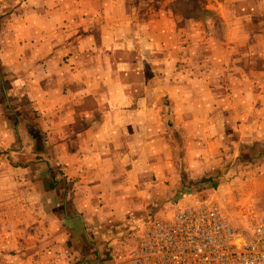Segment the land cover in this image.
I'll list each match as a JSON object with an SVG mask.
<instances>
[{
    "label": "crops",
    "instance_id": "0c3cea01",
    "mask_svg": "<svg viewBox=\"0 0 264 264\" xmlns=\"http://www.w3.org/2000/svg\"><path fill=\"white\" fill-rule=\"evenodd\" d=\"M92 2L25 1L15 9L21 10L19 19H13V11L6 20L7 36L0 56L9 58V63L4 66L10 67L8 71L25 76L33 74L29 84L25 83L23 76L20 85L11 84L10 88L32 89L36 104L40 94L47 100L52 99V104L65 105V108L47 113L57 116L59 126L56 130L59 132L55 135L66 137L71 146L66 153L69 154L68 168H73L74 174V194L68 199L69 210L73 214L65 218L62 231L54 224H51L50 230L47 228L49 250L55 255L61 247L60 243L64 242L70 248L67 252L70 261L94 264L97 258L98 264H118L129 248L126 240L133 235L135 226H132L131 220H126L129 227L126 222H122L120 231L113 235L110 231L105 232L106 229L91 228L88 216L122 217L126 212L133 214L131 211L139 206L137 201L150 193L135 186L144 184V171H155L154 143L152 141L150 144V140L142 142L140 139L155 136L156 126L154 112H151V117L147 114L150 125L141 128L140 123L145 120V116L139 111L141 102L136 92L147 88L151 90L147 94L150 96L151 92L154 95L155 76L144 81L142 75L145 71L155 73L157 58L168 56L169 51H164L171 48L172 40L177 36V26L175 16L165 11L150 14L147 10L140 16H134L125 0H103L101 9L104 7L103 11L106 12H101L104 14L97 18L93 15ZM211 9L216 11L227 28L222 45L212 39L211 51L207 50L209 59L206 65L197 66L196 70L199 74L195 79V89L198 90L195 105H199L201 113L207 116L205 120H208L210 112L214 124L213 127H209L208 123L203 124V135L221 137L224 127L220 118L222 115L224 118L227 113L234 122L237 116L240 121L239 125L235 122L234 127L227 128L229 136H233L236 131L238 136L245 137L246 133L252 136V129L245 121L255 118L262 120L255 135L264 137V0H215ZM139 11L140 7H137L136 12ZM247 42L259 50L256 53L260 64L258 67L223 64L226 55L231 58L232 54L245 49ZM160 52L162 54H158ZM203 70L211 74V90L200 74ZM132 73L136 74L137 80H130L129 74ZM255 75H258V89L252 87ZM109 88L121 89V96L113 98L115 102L111 103L116 108L107 107L109 97L105 90ZM125 89L131 90L129 96H125ZM39 90L46 92L39 93ZM181 95L189 99L185 91ZM147 100L151 104L154 101L149 97L144 99L143 106L149 112L150 103ZM135 104L137 112L132 107ZM182 104L188 107L191 102L184 100ZM256 104L260 106L258 109L261 112L253 118L250 106ZM124 105L128 108H119ZM246 108H249L248 112ZM122 138H128V142L123 144ZM63 146L58 145L59 153H65ZM39 148L43 149L40 145ZM13 152L16 153L15 150ZM16 167L19 171L28 169L19 164ZM16 167L9 164L6 168L12 172ZM7 180L10 185L20 184L18 194L14 197L42 200L44 194L39 195V190L44 181L36 179V183L32 184L28 178L18 180L9 177ZM52 183L55 186L57 184ZM17 211L25 212L22 208ZM77 211L82 215L77 214ZM26 223V217L19 220V225H15L18 230L9 233L7 242L10 244L7 243V246L11 249L18 248L19 239L23 238V232H27ZM39 255L40 252H37L35 257L38 260L35 261L30 253L21 248L16 260L11 261L16 264H39ZM76 256L78 258L75 260ZM4 257L7 258L6 255Z\"/></svg>",
    "mask_w": 264,
    "mask_h": 264
},
{
    "label": "rangeland",
    "instance_id": "374dc122",
    "mask_svg": "<svg viewBox=\"0 0 264 264\" xmlns=\"http://www.w3.org/2000/svg\"><path fill=\"white\" fill-rule=\"evenodd\" d=\"M25 1L27 0H0V49L5 46L6 20L13 11H15L13 19L18 20V16L22 15L21 10L15 9ZM59 1L68 2V0ZM74 1L77 3L83 0H70L72 3ZM87 1H93L92 11L97 18L102 17L104 13L101 12H106L103 11L104 7L101 9L103 0ZM213 1L215 0H125L134 16H140L147 10L150 14L165 11L175 16L177 26L175 36H177L172 40L171 48L164 51L165 53L169 51L168 56L164 58L162 55L157 58L155 73L145 71L142 75L144 81L155 76L154 95L150 92L149 96L147 93L151 90L147 88H141L136 92V97L141 102L139 111L145 116V120L140 123L141 128L150 125V122H147V114L151 117L153 115L151 112H154L156 126L155 136L140 139L142 142L150 140V144L152 141L154 143L155 171H144L145 177L142 181L144 184L135 186L150 193L143 200L137 201L139 206L131 211L133 214L126 212L122 217L89 215L91 228L106 229L105 232L110 231V234L116 235L120 231L122 222L131 220L130 223L135 226L134 234L143 229L150 217L171 215L177 207H188L206 200L216 203L224 216L236 227L245 224L249 216L264 217V143L259 145L264 141V137L255 135L262 120L258 121L254 118L261 112L258 109L260 106L251 105L250 113L254 120L245 121V124L252 129V136L249 133H246L245 137L238 136L237 131L233 136H229L226 133L227 128L234 127L235 122L239 125L240 121L236 115L234 122L230 119L231 115L224 110V118L223 115L220 118L224 127L221 129L222 136L213 137L204 136L202 130V125L205 123H208L209 127L214 125L210 112L208 120H205L207 116L201 113L199 105H195L198 91L195 89L197 88L195 79L199 74L196 71L197 66L206 65L209 59L207 52L211 51L212 39L222 45L227 28L216 11L211 9ZM137 7H140L138 13ZM256 48L247 42L246 48L232 54L231 58L226 55L223 64L235 63L249 68L258 67L260 64L257 62L256 53L259 50ZM7 59H9L7 56H0V264H16L11 260H16L15 257L19 256L21 248L25 249L26 253H30L35 261L38 260L37 256L35 257L36 253L40 252L39 264H79L80 261L77 263L67 258L70 248L65 246L64 242L60 243L59 251H56L55 255L52 254L49 250L50 239L47 238L48 232H46L47 228L50 230L51 224L58 225L61 230L66 223L65 218L73 214V211L69 210L68 199L70 200L74 194V174L71 170L73 168L70 170L68 168L69 154L66 153L71 146L66 137L55 135L59 132L56 130L59 126L57 116L47 113L56 112L65 108V105L52 104V99L47 100L40 94L39 102L36 104L32 89L17 86L10 88L11 84L20 85L25 75L8 71L7 68L10 67H4L9 63ZM200 74L211 90L210 72L205 73L203 70ZM32 76L33 74H26V84H29V78L31 79ZM129 77L130 80H137L135 73L129 74ZM256 82H259L258 75H255V82L252 84V87L258 89ZM182 91L189 94V99L186 96L182 97L184 96L181 95ZM40 92L46 91L39 90ZM105 92L109 97L108 109L116 108L111 103L121 96V89L109 88ZM124 93L125 96H129L131 90L125 89ZM220 94L222 95V91ZM252 95L254 96L255 92ZM148 97L154 101V104H151L147 100L150 103L149 112L146 106H143L144 99ZM183 98L185 102H191V105L187 107L182 104ZM132 107L137 112V105ZM119 108L128 107L124 105ZM246 110L248 112L249 108ZM127 139L122 138V143L126 144ZM117 140L119 141L118 138ZM142 142L138 144L141 145ZM59 144L65 145L63 146L65 153L58 152ZM39 145L43 149L39 148ZM9 164L14 167L19 164L28 169L19 171L16 167L11 172L6 168ZM9 177L18 180L28 178L32 184L36 183V179L44 181L39 190V195L44 194L42 200L32 201L14 197L18 194L20 184L10 185L7 180ZM52 181L57 183L56 186ZM140 194L144 195L141 191ZM21 208L25 211L24 214L17 211ZM57 212H59L58 216H56ZM77 214L82 215L78 211ZM25 217L27 232H23V238L19 239L18 248L11 249L9 245L7 246V243L10 244L9 241L7 242L9 233L14 229L18 230L15 225L18 226L19 220ZM126 225L129 227L127 222ZM132 236L126 240L129 246L127 252L130 251ZM127 252L123 254L124 259L123 255L121 256L118 264H125ZM5 255L7 258L4 257ZM76 258L78 257L76 256L75 260ZM109 259L113 260V257ZM95 262L98 264L99 260L96 258Z\"/></svg>",
    "mask_w": 264,
    "mask_h": 264
},
{
    "label": "built area",
    "instance_id": "2783aa9c",
    "mask_svg": "<svg viewBox=\"0 0 264 264\" xmlns=\"http://www.w3.org/2000/svg\"><path fill=\"white\" fill-rule=\"evenodd\" d=\"M145 224L133 234L125 264H264V217L236 227L206 200Z\"/></svg>",
    "mask_w": 264,
    "mask_h": 264
}]
</instances>
